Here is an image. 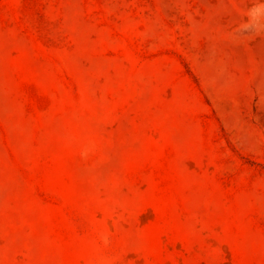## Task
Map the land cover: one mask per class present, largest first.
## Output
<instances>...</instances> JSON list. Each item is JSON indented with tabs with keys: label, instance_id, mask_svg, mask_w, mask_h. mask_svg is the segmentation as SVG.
Here are the masks:
<instances>
[{
	"label": "rangeland",
	"instance_id": "1",
	"mask_svg": "<svg viewBox=\"0 0 264 264\" xmlns=\"http://www.w3.org/2000/svg\"><path fill=\"white\" fill-rule=\"evenodd\" d=\"M0 264H264V0H0Z\"/></svg>",
	"mask_w": 264,
	"mask_h": 264
}]
</instances>
